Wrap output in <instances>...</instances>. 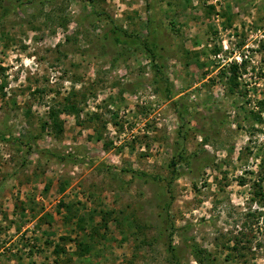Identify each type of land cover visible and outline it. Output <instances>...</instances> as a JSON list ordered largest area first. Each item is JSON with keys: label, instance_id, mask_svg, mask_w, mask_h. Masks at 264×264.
I'll return each instance as SVG.
<instances>
[{"label": "rangeland", "instance_id": "374dc122", "mask_svg": "<svg viewBox=\"0 0 264 264\" xmlns=\"http://www.w3.org/2000/svg\"><path fill=\"white\" fill-rule=\"evenodd\" d=\"M152 8L160 72L111 35L143 41ZM97 9L0 0V264H264V0ZM76 211H112L84 257Z\"/></svg>", "mask_w": 264, "mask_h": 264}, {"label": "trees", "instance_id": "16d2710c", "mask_svg": "<svg viewBox=\"0 0 264 264\" xmlns=\"http://www.w3.org/2000/svg\"><path fill=\"white\" fill-rule=\"evenodd\" d=\"M84 1L88 5L93 7V11L96 13L98 18H101L102 15H104L103 11H98V9H97V6L103 0H84ZM186 1H189V0H186ZM175 5H177V6L181 5V2L175 1ZM150 6H151V4H150ZM212 7L215 8L214 6H212ZM154 11H155V8L154 9L152 8V15H150V17L148 18L147 26H146L148 33H147L146 38L143 41H139V39L136 37H135L136 39L133 38V40H131L133 35H129L125 29H123L122 27H120L117 24H113V27L111 29V35L114 37V40L116 43H121L122 45H126V44H130V42H131V43L136 44L138 46L145 47L151 56L150 60L152 61L154 68H157V70L160 72L161 69L159 68L160 65L158 63V59H159V57H161V53L159 51H157V49H156L157 43L155 41L149 42L150 41L149 37H154V35L156 36V32H157L156 26L153 23ZM171 24H172V27L174 28V30H176L175 29V22L171 21ZM245 67H246V61L245 60H242L241 62L235 61V62H232L231 64H229L228 69L225 68L221 72V77L222 78L226 77L228 80L229 90L231 93L236 92V90H238V89L240 91V87H241V81L239 80L240 69L245 68ZM167 90L169 91V89H167ZM170 96H171V93H168V98H171ZM65 108L75 110L74 105H71V106H68ZM51 116H52V118H56L55 122L57 123L59 120V119H57L58 111L52 110ZM257 118L258 119L261 118L260 114L257 115ZM47 124H48L47 122L44 123L43 127H45ZM2 139L7 140L8 137L3 135ZM16 140L18 142L20 141V143L22 145L29 146L31 149V144L29 142L23 141V140L21 141L20 139H16ZM207 141H208V139H205L204 142H207ZM54 155L58 156L61 160H64V159L68 158V156H70V155L66 156V155H56V154H54ZM180 162L182 164H187V166L191 165V161L188 160L187 156H184L182 153H180L179 159L177 161L172 160V162L170 163V166H172L173 168H176V165ZM122 170L125 172H130L134 175L135 174H143V175L149 176L147 173H143V172L141 173L138 170H133V169H122ZM175 170L176 169L173 170V172L175 173V176H181L182 171L179 170L177 172ZM259 174L261 176L259 180L264 181V175H263V172L261 170H260ZM243 184H244V182H243ZM262 196L264 198V193L262 194ZM99 213L101 214L102 211H99ZM111 214H112V211H105L106 217L108 216L110 218ZM95 215H96V213H94V212L87 215V214H78L77 211L72 214V216H73L72 218H76V224H77L78 228L81 231L85 232V236L82 239L76 240L78 242L77 243L78 248L75 251V254H77L80 257H84V256L90 254L93 250H95L96 243L100 242V240H101L98 237H100V238L104 237V233H101L99 231V228H102V227L107 228L108 222L110 221L109 219H107L105 217V215H102V222L96 223L95 222ZM62 239H70V238L69 237L66 238V236H63ZM167 250H168V253L171 254L173 258H175V259L177 258L176 249H175V246L173 245V243L169 242ZM65 251H66V249L64 247L59 248L58 245L55 248V252L58 254L64 253Z\"/></svg>", "mask_w": 264, "mask_h": 264}]
</instances>
